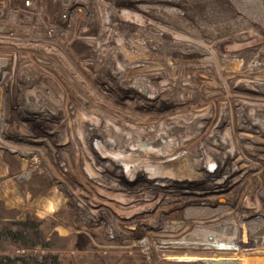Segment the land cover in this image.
I'll return each mask as SVG.
<instances>
[{"label":"rangeland","instance_id":"374dc122","mask_svg":"<svg viewBox=\"0 0 264 264\" xmlns=\"http://www.w3.org/2000/svg\"><path fill=\"white\" fill-rule=\"evenodd\" d=\"M249 7L251 10L246 14L240 11L237 17L228 18L222 12L209 16L208 8L199 4L193 8L195 16L187 20L169 15L174 27L161 26L164 31L152 30L151 23L143 19L146 24H140L142 31L125 33L120 29L122 15L116 11L111 16L116 27L109 33L87 35L75 30L60 33L53 40L29 33L27 28L33 27L34 22L17 16L13 20L15 25H8L10 33L0 36V57H8L6 62L0 61L3 74L0 75V228L19 222L22 226L31 223L33 229V223L44 222L38 236L43 243L34 246L6 236L0 239V254L58 253L63 264H169L168 257L180 256L235 258L236 264H264V159L255 160L248 155L256 154L255 148L264 149V132L257 128L264 127V103H261L264 102V1H255ZM54 10L52 6L53 14ZM78 24L79 20L75 21V29ZM116 64L131 72L130 79L138 78L142 84L137 88H161V84L170 82L169 87L174 88L170 87L172 97L181 94L187 98L186 102H164L153 110L158 113L154 115L148 107L141 109L148 111L142 113L143 117L128 114L126 107L117 103L121 98L117 96L121 88L119 80L108 79ZM125 114L128 118L135 117L136 124L132 118L124 120ZM165 116L171 117L172 129L179 130L182 126V131L188 134L175 138L176 146L186 156L165 154L169 146L165 141L161 143L160 138L165 130L162 124L155 125L169 124L170 121L162 120ZM247 123L254 130L241 127H248ZM127 124L138 125L142 134H155L157 147L148 146L143 141L145 137L136 138L139 134L125 133L122 126ZM219 127L230 145L244 152L252 166L251 172L238 175L240 190H245L236 197L239 206L231 200L236 181L222 176L226 170L212 181L215 193L203 182L189 185L188 179L173 174L188 171L186 164L195 155L193 152L209 151L215 155L214 160L220 156L201 147L209 143L211 133ZM244 134L256 136V140L243 137ZM186 137L193 140L190 144H201L197 151L194 147L187 148ZM13 141L21 146L20 158L11 153ZM132 169L162 176L150 175L148 180L152 184L142 195L139 189L143 186L131 176ZM54 185L65 196L57 211L52 208L48 194ZM202 194L214 196L216 205L211 207L215 216L202 217L203 228L215 229L220 241L231 240L238 245L237 249L192 248L193 245L162 242L163 237L175 234L173 228L185 220L189 207L201 208ZM196 195L200 198L188 197ZM137 197L142 203L136 202ZM220 206L224 208L218 210ZM222 221L224 225L220 224ZM252 222L256 229L249 232ZM179 228L178 236L183 229Z\"/></svg>","mask_w":264,"mask_h":264},{"label":"bare ground","instance_id":"6f19581e","mask_svg":"<svg viewBox=\"0 0 264 264\" xmlns=\"http://www.w3.org/2000/svg\"><path fill=\"white\" fill-rule=\"evenodd\" d=\"M127 37V36H126ZM11 39V38H10ZM28 39V38H27ZM29 41V40H28ZM10 45H11V43H10ZM13 45H15V44H13ZM248 49V48H247ZM46 52V51H45ZM48 52V51H47ZM260 52V51H259ZM260 54V53H259ZM262 54V53H261ZM261 56V55H260ZM259 57V56H258ZM55 59V58H54ZM1 61V60H0ZM258 61V60H257ZM58 63V62H57ZM80 63H82V62H80ZM177 63V62H176ZM188 63V62H187ZM194 63V62H193ZM201 63V62H200ZM203 63V62H202ZM230 63V62H229ZM232 63V62H231ZM235 63V62H234ZM248 63V62H247ZM255 63H256V61H255ZM79 64V63H78ZM171 64V63H170ZM169 64V65H170ZM197 64V63H196ZM215 64V63H214ZM236 64V63H235ZM241 64V63H240ZM252 64V63H251ZM254 64V63H253ZM257 64V63H256ZM81 65V64H80ZM134 65V64H133ZM140 65V64H139ZM139 65H136V68H138V66ZM149 65V64H148ZM186 65V64H185ZM187 65H189V64H187ZM200 65V64H199ZM227 65V64H226ZM247 65V64H246ZM255 65V64H254ZM128 66H129V64H128ZM156 66V65H155ZM177 66V65H176ZM178 66H179V64H178ZM196 66H198V65H196ZM219 66V65H218ZM232 66V65H231ZM230 66V67H231ZM80 67V66H79ZM134 67V66H133ZM140 67H142V66H140ZM146 67V66H145ZM154 67V66H153ZM167 67H169V66H167ZM192 67V66H191ZM200 67V66H199ZM207 67V66H206ZM209 67V69H210V66H208ZM229 67V66H228ZM249 67H250V65H249ZM253 67V66H252ZM71 68V67H70ZM98 68V67H97ZM135 68V67H134ZM143 68V67H142ZM151 68V67H150ZM163 67H161V69H162ZM178 68V67H177ZM195 68H197V67H195ZM232 68H234V67H231V69ZM235 68H238L237 66L235 67ZM260 68V67H259ZM264 68V67H263ZM71 69H74V67L73 68H71ZM141 69V68H140ZM139 69V70H140ZM148 69V68H147ZM169 69V68H168ZM173 69V68H172ZM176 69V68H175ZM191 69V68H190ZM216 69V68H215ZM219 69V68H218ZM250 69V68H249ZM249 69H248V71H249ZM64 70V69H63ZM76 70V69H75ZM81 70V69H80ZM132 70V69H131ZM130 70V71H131ZM138 70V69H137ZM155 70V69H154ZM179 70V69H178ZM177 70V71H178ZM192 70V69H191ZM198 70V69H197ZM244 70V69H243ZM242 70V71H243ZM247 70V69H246ZM245 70V71H246ZM252 70H253V68H252ZM258 70V69H257ZM82 71V70H81ZM86 71V70H85ZM110 71V70H109ZM133 71H134V69H133ZM136 71V70H135ZM158 71V70H157ZM235 71H237V70H235ZM234 71V72H235ZM240 71V70H239ZM72 72V71H71ZM77 72V71H76ZM75 72V73H76ZM99 72V71H98ZM173 72V71H172ZM194 72V71H193ZM233 72V71H232ZM238 72V71H237ZM260 72V71H259ZM262 72V71H261ZM84 73V72H83ZM110 78H108L109 79V81L111 82V81H117L115 78H117L119 81H117V82H119L120 84H121V88H118V90L119 91H117V90H115V91H117L119 94L117 95V96H121V98L119 97V99L117 100V103L119 102H121L122 103V105L121 106H125L126 107V112H128V114H133L134 116H142V113H145V112H148V111H145V112H142L141 111V109H144L145 110V108H149L148 110H156L159 106H160V104H162V103H164V102H166V103H169V104H171V103H173V104H182V103H185L186 102V100H187V98H183V96H181V94H180V97H179V95H177L178 97H176V96H174V97H172L173 95L172 94H174L173 92H172V94L170 93L171 91V88L170 87H172L171 85H170V87H169V84H170V82H169V84L168 83H166L165 85L163 84H161V88H156V86H155V89L153 88V87H142V88H137V86H139V84H142L139 80H138V78L136 79L135 77L134 78H132V79H130L129 78V73H131V72H128V70H126L125 69V66L123 65V66H121L120 64H116V66H114L112 69H111V71H110ZM138 73V72H137ZM161 73H164V72H161ZM176 73V72H175ZM214 72H212V74H213ZM245 73V72H244ZM249 73V72H248ZM248 73H246V75L248 74ZM254 73V72H253ZM2 74V73H1ZM0 74V75H1ZM77 74V73H76ZM86 74V73H85ZM160 74V73H159ZM183 74V73H182ZM212 74H211V76L210 77H212ZM215 74V73H214ZM259 74V73H258ZM257 74V75H258ZM260 74H262V73H260ZM259 74V75H260ZM3 75V74H2ZM133 75H135L134 73H133ZM162 75H165V74H162ZM186 75V74H185ZM207 75V74H206ZM205 75V76H206ZM240 75V74H239ZM251 75V74H250ZM253 75V74H252ZM77 76V75H76ZM89 76V75H88ZM138 76H139V74H138ZM174 76V75H173ZM199 76V75H198ZM205 76H203L204 78H205ZM236 76V75H235ZM89 77H91V76H89ZM111 77H113L112 79H111ZM140 77V76H139ZM169 77V76H168ZM177 77V76H176ZM175 77V78H176ZM179 77V76H178ZM186 77V76H185ZM230 77V76H229ZM234 77V76H233ZM251 77V76H250ZM253 77H254V75H253ZM253 77H252V79H253ZM88 78V77H87ZM171 78H173V77H171ZM181 78H182V76H181ZM184 78V77H183ZM203 78V79H204ZM209 78V77H208ZM208 78H207V80H208ZM217 78V77H216ZM241 78H243V77H241ZM258 78V77H257ZM76 79V78H75ZM97 79V78H96ZM142 79V78H141ZM214 79V78H213ZM236 79H238V77L236 78ZM235 79V80H236ZM251 79V78H250ZM249 79V80H250ZM251 79V80H252ZM80 80V79H79ZM184 80V79H183ZM200 80V79H199ZM231 80V79H230ZM77 81H78V79H77ZM81 81H83V80H81ZM93 81H94V79H93ZM97 81V80H96ZM125 81V82H124ZM173 81V80H172ZM185 81H186V79H185ZM201 81V80H200ZM205 81V80H204ZM203 81V82H204ZM210 81V80H209ZM256 81H259V80H256ZM264 81V80H263ZM84 82V81H83ZM122 82H124V85L122 84ZM174 82V81H173ZM176 82H177V80H176ZM179 82V81H178ZM181 82V81H180ZM179 82V83H180ZM183 82V81H182ZM217 82H218V80H217ZM232 82V81H231ZM233 82H234V80H233ZM245 82H246V80H245ZM249 82V81H248ZM251 82V81H250ZM262 82V81H261ZM78 83V82H77ZM86 83V82H85ZM92 83V82H91ZM96 83V82H95ZM94 83V84H95ZM144 83V82H143ZM164 83V82H163ZM208 83V82H207ZM219 83V82H218ZM228 83H230V82H228ZM247 83V82H246ZM254 83V82H253ZM256 83V82H255ZM255 83H254V85H255ZM93 84V83H92ZM191 84V83H190ZM206 84V83H205ZM235 84V83H234ZM252 84V83H251ZM258 84V83H257ZM77 85V84H76ZM81 85H82V83H81ZM181 85V84H180ZM186 85V84H185ZM199 85V84H198ZM210 85V84H209ZM222 85V84H221ZM229 85V84H228ZM231 85V84H230ZM246 85V84H245ZM260 85V84H259ZM94 86V85H93ZM96 86V85H95ZM108 86V85H107ZM196 87H197V85H195ZM202 86V85H201ZM101 87V86H100ZM174 87H176L175 85H174ZM182 87V86H181ZM192 87H194V83H193V86ZM210 87V86H209ZM230 87H232V86H230ZM239 87V86H238ZM261 87V86H260ZM93 88V87H92ZM104 88V87H103ZM173 88V87H172ZM198 89H199V87H197ZM219 88V87H218ZM221 88H225V87H221ZM229 88V87H228ZM241 88H243L242 86H241ZM262 88H263V86H262ZM102 89V88H101ZM174 89V88H173ZM178 89V88H177ZM176 89V90H177ZM186 90L188 89V88H185ZM220 89V88H219ZM237 89V88H236ZM257 89H258V87H257ZM89 90H90V88H89ZM179 90V89H178ZM181 90V89H180ZM185 90V91H186ZM191 90V89H190ZM200 90V89H199ZM207 90V89H206ZM220 90H223V89H220ZM234 90V89H233ZM258 90H260V89H258ZM91 91V90H90ZM102 91V90H101ZM104 91V90H103ZM182 91H184V90H182ZM188 91V90H187ZM193 91V90H192ZM216 91V90H215ZM214 91V92H215ZM225 91V90H224ZM237 91V90H236ZM89 92V91H88ZM177 92V91H176ZM180 93H181V91H179ZM202 92V91H201ZM206 92V91H205ZM220 92H222V91H220ZM228 92V91H227ZM246 92V91H245ZM260 92V91H259ZM90 93V92H89ZM98 93V92H97ZM100 93V92H99ZM112 93V92H111ZM186 93V92H185ZM190 92H188L187 94H189ZM250 93V92H249ZM204 94V93H203ZM220 94V93H219ZM224 94V93H223ZM223 94H222V96H223ZM246 94V93H245ZM94 95V94H93ZM192 95V94H191ZM226 95V94H225ZM250 94H248V96H249ZM100 96V95H99ZM188 96V95H187ZM206 96V95H205ZM215 96V95H214ZM237 96V95H236ZM245 96V95H244ZM253 96H255V95H253ZM79 97V96H78ZM82 97V96H81ZM93 97V96H92ZM108 97V96H107ZM112 97V96H111ZM195 97V96H194ZM197 97V96H196ZM213 97V96H212ZM219 97V96H218ZM217 97V98H218ZM234 97V96H233ZM240 97V96H239ZM242 97V96H241ZM246 97V96H245ZM257 97V96H256ZM261 97V96H260ZM118 98V97H117ZM190 98V97H189ZM193 98V97H192ZM206 98V97H205ZM209 98V97H208ZM79 99V98H78ZM107 99V98H106ZM115 99V98H114ZM197 99V98H196ZM200 99V98H199ZM201 99H202V97H201ZM223 99V98H222ZM239 99V98H238ZM242 99H243V97H242ZM101 100V99H100ZM206 100V99H205ZM208 100V99H207ZM206 100V101H207ZM214 100V99H213ZM251 100V99H250ZM260 100V99H259ZM189 101V100H188ZM191 101V100H190ZM190 101L188 102V103H190ZM212 101V100H211ZM210 100L208 101V102H211ZM235 101H238V100H235ZM246 101V100H245ZM256 100H254V102H255ZM258 101V100H257ZM98 102V101H97ZM103 102V101H102ZM108 102V101H107ZM106 102V103H107ZM112 102V101H111ZM196 102V101H195ZM219 102H220V100H219ZM229 102V101H228ZM242 102V101H241ZM252 102V101H251ZM105 103V104H106ZM110 103V102H109ZM118 103V104H119ZM139 103V104H138ZM197 103V102H196ZM204 103H206V102H204ZM212 103V102H211ZM215 103H216V100H215ZM238 103H240V102H237V104ZM245 103V102H244ZM244 103H242V104H244ZM261 103H264V102H261ZM192 104V103H191ZM210 104V103H209ZM217 104V103H216ZM227 104V103H226ZM236 104V105H237ZM241 104V105H242ZM257 104H258V102H257ZM189 105V104H188ZM194 105V104H193ZM200 105V104H199ZM213 105V103L211 104V106ZM215 105V104H214ZM239 105V104H238ZM261 105V104H260ZM264 105V104H263ZM110 106V105H109ZM113 106V105H112ZM118 106V105H117ZM217 105H215V107H216ZM219 106H221L220 104H219ZM247 106V105H246ZM249 106V105H248ZM106 107V106H105ZM152 109H151V108ZM182 107V106H181ZM188 107V106H187ZM195 107V106H194ZM193 107V108H194ZM197 107V106H196ZM205 108H206V105L204 106ZM214 107V106H213ZM212 107V108H213ZM242 107H243V105H242ZM154 108V109H153ZM180 108V107H179ZM189 108V107H188ZM200 108H201V106H200ZM199 107H198V109H200ZM204 108V109H205ZM219 108V107H218ZM223 108H224V105H223ZM113 109V108H112ZM118 109V108H117ZM124 109V108H123ZM184 109V108H183ZM214 109V108H213ZM216 109V108H215ZM225 109V108H224ZM230 109V108H229ZM120 110V109H119ZM143 110V111H144ZM1 111V110H0ZM151 111V112H152ZM173 111H175V110H173ZM181 111H183V110H181ZM218 111V110H217ZM223 111V110H222ZM221 111V112H222ZM225 112H226V110H224ZM230 111V110H229ZM233 111H234V109H233ZM239 111H241L240 109H239ZM244 110L242 109V113H244L243 112ZM263 111V110H262ZM116 112V111H115ZM123 112V111H122ZM187 112V111H186ZM191 112H193V111H191ZM224 112V113H225ZM257 112V111H256ZM180 113V112H179ZM215 113H216V111H215ZM228 113V112H227ZM241 113V114H242ZM260 113V112H259ZM258 113V114H259ZM150 114H152V113H150ZM154 114H158V113H155L154 111H153V115ZM223 114V113H222ZM232 114V113H231ZM234 114V113H233ZM238 114H240V113H238ZM116 115H118V114H116ZM120 115V114H119ZM124 115V114H123ZM125 115H127V114H125ZM132 115V116H133ZM146 115V114H145ZM168 115V114H167ZM170 115V114H169ZM205 115V114H204ZM213 115V114H212ZM217 115V114H216ZM247 115V114H246ZM245 115V116H246ZM256 115V114H255ZM260 115V114H259ZM4 116V115H3ZM122 116V115H121ZM148 116V115H147ZM186 116V114L184 115V118H186L185 117ZM189 116V115H188ZM207 116V115H206ZM229 116V115H228ZM123 117H126V118H124V120H130V121H132L131 120V118L132 117H130V118H128V115L127 116H123ZM143 117V116H142ZM158 117V116H157ZM192 117V116H191ZM154 118V117H153ZM159 118V117H158ZM171 117H169V116H165V117H163L162 118V120L164 121V120H167V121H170L169 122V124L168 123H166V122H161V123H158V124H155L157 127H159V126H161V124H162V128H164V132H163V134H162V137H160V138H162L161 139V143L162 142H164L165 141V143H166V145H167V147L169 148V149H167V151H165V154H169L170 156H176V155H184V151H182L180 148L178 149V147L176 146V143H177V140L175 139L177 136H179L180 137V134H183V136H186V135H188L187 133H185V132H183L182 131V129H181V127L182 126H179L178 128H179V130L178 129H176L177 130V132H176V130L175 129H172V126H171V122H173L172 121V119H170ZM173 118V117H172ZM182 118V117H181ZM197 118V117H196ZM201 118V117H200ZM205 118V117H204ZM228 118V117H227ZM230 118V117H229ZM245 118V117H244ZM133 120H134V122L132 121V123H134V124H136L135 122V117L134 118H132ZM140 119H142V118H140ZM161 119V118H160ZM210 119V118H209ZM213 119V118H212ZM226 119V118H225ZM239 119V118H238ZM247 119V118H246ZM254 119V118H253ZM264 119V118H263ZM1 120V119H0ZM137 120V119H136ZM144 120H146V119H144ZM182 120V119H181ZM190 120V119H189ZM191 120H193V119H191ZM201 120V119H200ZM244 119H242V121H243ZM143 121V120H142ZM219 121V120H218ZM221 121H222V119H221ZM225 121V120H224ZM240 121V120H239ZM252 121V120H251ZM156 122V121H155ZM177 122V121H176ZM186 122V121H185ZM247 122V121H246ZM139 124H140V122H138ZM144 123V122H143ZM180 123V122H179ZM217 123V122H216ZM244 123V122H243ZM258 123V122H257ZM147 124H149V123H147ZM199 124V123H198ZM212 124V123H211ZM248 124V123H247ZM141 125V124H140ZM155 125H153V126H155ZM181 125V124H180ZM218 125H219V123H218ZM217 125V126H218ZM250 124H248V127L247 126H241L242 128H245L246 130H250V131H252V130H254V128L251 126H249ZM254 125V124H253ZM142 126V125H141ZM150 126V125H149ZM155 126V127H156ZM177 126V125H176ZM195 126V125H194ZM229 126V125H228ZM122 127H125V128H123V130H124V132L125 133H127L128 135H130L132 132L134 133V134H139V136H137L136 138H143V137H145L144 139H143V141L144 142H146L147 143V145L149 146H152V144H153V146H155L156 145V141H158L156 138H155V134H152V135H148L147 133L146 134H142V132L141 131H138L137 129L138 128H140V127H138V125H135L134 127H132L131 125H129V124H127V125H123ZM144 127H146V126H144ZM171 127V128H170ZM183 127H184V124H183ZM213 127V126H212ZM255 127H256V125H255ZM227 128V127H226ZM229 128H232V127H229ZM228 128V129H229ZM257 128H259L260 129V132H264V127H262V126H258ZM172 129V130H171ZM215 129V128H214ZM6 130V129H5ZM161 130V129H160ZM181 130V131H180ZM184 130V129H183ZM204 130V129H203ZM232 130V129H231ZM230 130V131H231ZM258 130V129H257ZM3 131V130H2ZM6 131H8V130H6ZM138 131V132H137ZM143 131V130H142ZM234 131H235V129H234ZM238 131V130H237ZM5 132V131H4ZM144 132V131H143ZM149 132V131H148ZM227 131H225V133H226ZM229 132V131H228ZM232 133H233V131H231ZM8 133V132H7ZM195 133V132H194ZM211 133V132H210ZM223 132L221 131V129H220V127L219 128H216L215 129V131L214 132H212L211 133V135H210V141H209V143L207 144V145H205L204 144V146L203 145H201V147H205L206 148V150H210V151H216L220 156L219 157H217L216 156V159L214 160L213 158H215V155H213L212 153H210L209 151H207L206 153H202V152H200V154H199V152L196 150L199 146H198V142H194L193 144H190V142L192 143V141H190V139H187V137H186V139L188 140L187 141V143H188V147L187 148H193L194 147V151L196 150L197 152H193V154H195V155H193V157L191 158V160L189 161V162H187V168H188V171H185V172H182V173H179V172H173V174H175V175H177V176H180L181 175V177H183V178H186V179H188L189 181H190V183H189V185H191L194 181H200V182H203L205 185H206V187L208 188V189H211L212 190V192H217L216 190H214L213 189V185H212V181L216 178V177H220V176H218V175H220L221 174V172H223V171H225L226 170V172H225V174L226 175H222L223 177H232L231 179H234L236 182H235V184H234V190H235V192L233 193V195L231 196V200H232V202L233 203H235V204H237L238 205V203H239V201H238V199L236 198L238 195H241V193L240 192H242V191H245L244 189H242V190H240V187L241 186H239V182H238V175H239V173H242L243 171H245V172H251L250 171V169H252V168H250V162H249V158L247 157V156H244L242 153H244V152H241V150H240V152L238 151V150H236L235 149V147L234 146H232V145H230L231 143L228 141V139H226L225 138V136H223V134H222ZM15 134V133H14ZM197 134V133H196ZM264 134V133H263ZM142 135V136H141ZM235 135V134H234ZM203 136V135H202ZM235 136H237V135H235ZM243 137H252L253 139L256 137H253L252 135H246V134H244V135H242ZM189 137V136H188ZM229 137H231V136H229ZM249 137V138H250ZM182 138V137H181ZM190 138H191V136H190ZM193 138V137H192ZM232 138V137H231ZM236 138V137H235ZM251 138V139H252ZM233 140V139H232ZM254 140H256V139H254ZM257 140H259V139H257ZM134 141V140H133ZM139 141V140H138ZM235 141V140H234ZM238 141V140H237ZM236 141V142H237ZM260 141V140H259ZM140 142H142V141H140ZM207 142V141H206ZM215 142V143H214ZM232 142V141H231ZM261 142H263V140L261 141ZM131 143H132V140H131ZM160 143V144H161ZM198 143V144H197ZM12 144L13 145H10L11 146V153L15 156V157H19L20 158V156H21V146H19V145H15V143H14V141L12 142ZM170 144V145H169ZM218 144V145H217ZM194 145H196V146H194ZM217 145V146H216ZM238 146L240 147V145L238 144ZM156 147H157V145H156ZM186 147V146H185ZM229 147H230V149H229ZM181 148H183V147H181ZM252 148V147H251ZM254 148V147H253ZM255 150H256V154H252V153H248V155L251 157H253V159H259L260 160V158L261 159H264V154H262V153H264V149H262V148H255ZM196 153H198L197 155H196ZM210 153V154H209ZM184 156H186V155H184ZM255 156V157H254ZM251 157V158H252ZM258 157V158H257ZM127 158V157H126ZM248 158V159H247ZM252 161V160H251ZM261 162H263V161H261ZM196 163V164H195ZM243 163H247L246 165L245 164H243ZM222 164H223V166H222ZM262 166V165H261ZM226 167V168H225ZM252 167V166H251ZM255 167H256V165H255ZM254 167V168H255ZM259 167V166H258ZM257 167V168H258ZM53 169V168H52ZM128 171H130V170H128ZM202 171H205V174H203V173H201ZM127 172V171H126ZM133 175H131L132 177H134V178H136V180H137V182L140 184L141 183V185L143 186V188L142 189H139V193L141 194L142 193V195H144L145 193H147V191L150 189V186H149V183H151L152 184V182H149V180H148V177L150 176V175H153L154 177H155V175L156 176H162V174H158V173H153V174H148L147 172H144V169H132L131 171H130ZM136 173H138V174H136ZM244 173V172H243ZM124 174H126V173H124ZM241 175V174H240ZM221 176V177H222ZM240 178V177H239ZM152 181H154V179L152 180ZM195 185V184H194ZM245 185H246V183H245ZM146 188V189H145ZM247 188H249V187H247ZM195 192H196V190H194ZM191 192V191H190ZM197 192H200V191H197ZM202 192V191H201ZM155 191L153 192V198H152V205L151 206H153L154 205V198H155ZM188 193V192H187ZM48 194H49V197H50V199L53 201V204H54V206L55 207H58L59 205H60V203L63 201V194H62V191H60L59 190V188L57 187V186H55V187H53L51 190H49L48 191ZM200 195V194H199ZM199 195L197 196V197H192V196H188V197H190V198H200L199 197ZM202 196H204V194H202ZM240 197V196H239ZM238 197V198H239ZM138 200V201H137ZM136 202H138L139 204L140 203H142L141 202V200H140V197H137V199H136ZM221 203V202H220ZM215 204V202H214V196H204V200H203V205L201 206V208L200 209H198V207H189L187 210H186V218H185V220L184 221H182V223H180V224H178V225H176V228H173V233H175V234H173V235H168V236H165V238H167L166 240H165V238L163 237L162 239L164 240V241H162V242H171L172 244H174V243H177V244H180V246L181 245H185V244H188V245H193L194 247H192V248H200L201 246H204V248H208V249H237L238 248V245L235 243V242H232L231 240H228V241H226V242H223V241H220V239L218 238V236H217V231L215 230V229H213L212 227L213 226H211V228L212 229H210V228H206V229H204L203 228V222H202V217L203 216H205L206 215V217H211L212 215H214L215 213H213L212 211H211V207H213V206H216V205H214ZM222 205V204H221ZM151 206L149 207V208H147V209H150L151 208ZM239 206V205H238ZM237 206V207H238ZM224 207H225V205H224ZM223 206H220L219 208H218V210H222L223 208H224ZM261 208V207H260ZM249 211V210H248ZM217 212V211H216ZM226 212V211H225ZM250 212V211H249ZM255 213V212H254ZM254 213H252V214H254ZM224 214V213H223ZM226 214V213H225ZM215 216V215H214ZM224 216V215H223ZM225 216H227V214L225 215ZM246 218V217H245ZM252 218V217H251ZM225 219V218H224ZM228 219V218H227ZM209 220V219H208ZM247 220V219H246ZM198 222H201V224L200 223H198ZM226 222V221H225ZM223 223V225H224V222L222 221L220 224H222ZM160 224V223H159ZM205 224V223H204ZM213 224V223H212ZM211 224V225H212ZM251 224V228L249 229V232H253L255 229H256V224H254L253 222L252 223H250ZM249 224V225H250ZM157 225V224H156ZM206 225V224H205ZM205 225H204V227H205ZM179 227H181V228H183L182 229V231L179 233V236L176 234L178 231H180V228ZM170 237H172V238H170ZM169 239V240H168ZM172 239V240H171ZM257 244H259V243H257ZM188 245H185V246H188ZM262 245H264V243L262 244ZM168 259H170V260H168L169 261V264H215V263H217V264H236V260H235V258H206V257H198V256H180V257H168Z\"/></svg>","mask_w":264,"mask_h":264},{"label":"built area","instance_id":"2783aa9c","mask_svg":"<svg viewBox=\"0 0 264 264\" xmlns=\"http://www.w3.org/2000/svg\"><path fill=\"white\" fill-rule=\"evenodd\" d=\"M255 1L264 0H68L67 3L64 0H0V36L10 33L8 25H15L13 20L16 21L17 16L34 22L33 27L27 28L29 33L39 35V39L45 36L53 40L60 33L75 30L87 35L109 33L116 27L111 20L112 12L116 11L122 15L119 23L124 33L142 31L140 24L145 22L143 19L148 20L152 26L150 28L157 31L162 30L161 26L174 27L169 18L171 14L186 20L192 18L195 16L193 8L199 4L208 8L209 16L222 12L224 16L233 18L240 11L241 14L250 11L249 5ZM52 6L55 8L54 14ZM225 8L227 10L224 11ZM77 20L79 24L75 29ZM31 23L28 26H32ZM0 60L6 62L8 57H0Z\"/></svg>","mask_w":264,"mask_h":264},{"label":"trees","instance_id":"16d2710c","mask_svg":"<svg viewBox=\"0 0 264 264\" xmlns=\"http://www.w3.org/2000/svg\"><path fill=\"white\" fill-rule=\"evenodd\" d=\"M44 222L33 223L34 228H30L31 223L22 226L19 222L12 223L6 228H0V239L6 236L14 241H22L24 244L39 245L43 243V238L38 237L42 234V224ZM0 264H63V260L58 253L43 254L41 256H27L25 254L6 255L0 254Z\"/></svg>","mask_w":264,"mask_h":264},{"label":"crops","instance_id":"0c3cea01","mask_svg":"<svg viewBox=\"0 0 264 264\" xmlns=\"http://www.w3.org/2000/svg\"><path fill=\"white\" fill-rule=\"evenodd\" d=\"M53 187H55V185ZM63 197H65V196H63ZM49 199H50V197H49ZM50 201H51L52 208L57 211V210H59L62 207V205H63V203L65 201V198H63V201L60 203V205L58 207L54 206L53 201L51 199H50Z\"/></svg>","mask_w":264,"mask_h":264},{"label":"water","instance_id":"95a60500","mask_svg":"<svg viewBox=\"0 0 264 264\" xmlns=\"http://www.w3.org/2000/svg\"><path fill=\"white\" fill-rule=\"evenodd\" d=\"M64 2H65V3H67V2H68V0H64ZM23 179H24V178H21V180H23Z\"/></svg>","mask_w":264,"mask_h":264}]
</instances>
